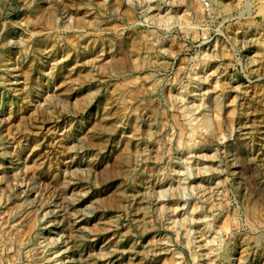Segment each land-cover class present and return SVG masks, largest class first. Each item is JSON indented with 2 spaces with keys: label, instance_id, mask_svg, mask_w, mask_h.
Here are the masks:
<instances>
[{
  "label": "rangeland",
  "instance_id": "374dc122",
  "mask_svg": "<svg viewBox=\"0 0 264 264\" xmlns=\"http://www.w3.org/2000/svg\"><path fill=\"white\" fill-rule=\"evenodd\" d=\"M0 264H264V0H0Z\"/></svg>",
  "mask_w": 264,
  "mask_h": 264
},
{
  "label": "bare ground",
  "instance_id": "6f19581e",
  "mask_svg": "<svg viewBox=\"0 0 264 264\" xmlns=\"http://www.w3.org/2000/svg\"><path fill=\"white\" fill-rule=\"evenodd\" d=\"M18 246V245H17Z\"/></svg>",
  "mask_w": 264,
  "mask_h": 264
}]
</instances>
